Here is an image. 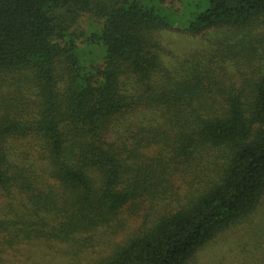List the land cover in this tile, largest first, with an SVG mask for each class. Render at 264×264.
<instances>
[{
	"label": "trees",
	"instance_id": "obj_1",
	"mask_svg": "<svg viewBox=\"0 0 264 264\" xmlns=\"http://www.w3.org/2000/svg\"><path fill=\"white\" fill-rule=\"evenodd\" d=\"M196 1L0 0L1 250L77 259L128 210L138 228L93 264H189L255 215L264 0ZM166 31L208 44L174 57Z\"/></svg>",
	"mask_w": 264,
	"mask_h": 264
},
{
	"label": "rangeland",
	"instance_id": "obj_2",
	"mask_svg": "<svg viewBox=\"0 0 264 264\" xmlns=\"http://www.w3.org/2000/svg\"><path fill=\"white\" fill-rule=\"evenodd\" d=\"M184 6L187 14L195 9L197 1L185 0ZM159 38L166 51L174 57H188L204 50L208 44L206 39H209L207 35L205 38H192L174 31L161 32ZM147 118L149 119L147 115L137 114L130 121L133 124H141L145 123ZM8 205L10 202L0 193V216L7 214ZM139 219L137 215L124 210L109 228L101 229L93 235V243L77 259L66 256L61 246L35 243L11 250L0 249V264H93L98 258L109 253L116 244L133 234L139 226ZM263 241L264 201L248 222L219 236L199 251L189 264H256L263 255V249L260 248L257 252L254 250L258 249Z\"/></svg>",
	"mask_w": 264,
	"mask_h": 264
}]
</instances>
